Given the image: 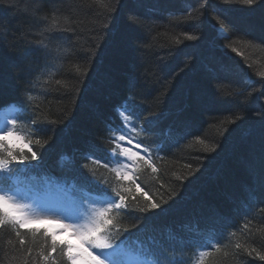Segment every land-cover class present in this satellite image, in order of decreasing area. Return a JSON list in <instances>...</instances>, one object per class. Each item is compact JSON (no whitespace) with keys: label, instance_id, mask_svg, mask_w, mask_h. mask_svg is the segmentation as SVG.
I'll return each instance as SVG.
<instances>
[{"label":"trees","instance_id":"1","mask_svg":"<svg viewBox=\"0 0 264 264\" xmlns=\"http://www.w3.org/2000/svg\"><path fill=\"white\" fill-rule=\"evenodd\" d=\"M117 3L0 0V103L20 115L17 129L42 153L16 179L48 190L50 182L79 188L75 160L90 179L85 163L115 183L82 152L91 141L110 154L106 121L120 122L112 104L133 97L142 115L163 113L160 134L139 137L152 150L156 172L143 161L132 170L147 196L130 181L121 184L137 197L131 208L147 207L146 200L162 207L122 222L130 229L127 243L153 252L159 264H194L199 244L215 237L220 251L208 247L195 264H264L235 247L264 251V204L256 203L264 197V3L245 11L249 6L214 0L203 25V0ZM214 8H229L226 23L251 25L252 35L226 28L228 38H216ZM13 102L27 111L17 113ZM36 139L46 142L43 148ZM22 235L25 245L10 228L0 229V264H40L42 235ZM57 262L67 264L59 256Z\"/></svg>","mask_w":264,"mask_h":264},{"label":"snow or ice","instance_id":"2","mask_svg":"<svg viewBox=\"0 0 264 264\" xmlns=\"http://www.w3.org/2000/svg\"><path fill=\"white\" fill-rule=\"evenodd\" d=\"M222 3H241L249 6L245 11H251L250 6L264 3V0H222ZM213 4L214 0H203V3H200L201 25L205 22L203 17L207 15L208 9L213 7ZM111 11H116V9ZM230 11L229 8H214V18L219 25L215 28L216 38L227 39L226 28H230L232 31H242L243 35L251 36L253 30L251 25L244 29H237L235 25L226 23ZM105 27L107 28L108 25ZM262 33H264V29H262ZM53 39H63V37L53 36ZM187 39L196 40L197 37L188 35ZM260 39L264 41V34ZM2 47L3 43L0 42V48ZM233 51L236 50L233 49ZM0 60H2V56H0ZM56 83L59 84L61 81L57 80ZM2 94L3 80L0 77V97ZM27 99L30 101L32 97L28 96ZM13 103L20 105L16 110L17 113L27 111L22 102ZM117 106L120 109V122L106 121L109 124L107 130L112 133L110 154L105 153L91 141L85 143L82 152L84 160H91L92 163L113 173L115 183L110 181L107 176H96L95 169H90L85 163L82 167L91 172L92 178L90 179L81 170L78 162L74 160L73 172L79 178L82 187L77 188L75 184L69 186L66 183L50 182V191L56 197V201L48 205L32 200L26 192L13 183L17 173L33 167L30 162L38 161L42 153L38 154L37 151H34L31 147L33 141L24 137L17 129L20 115L9 112L8 106L0 103V229L10 228L15 237L19 238L20 245L26 243L22 230L31 233L33 239L37 235H42L45 243L38 251L40 264H58L57 256L65 259L67 264H159V260L153 262L148 258L150 255H154L153 252H146L142 248H135L127 243L129 237L126 234L130 229L122 222L129 217L143 220L146 217H136V211L147 213L162 206L151 200H146L147 207L131 208L130 199L134 202L137 197L132 194L130 187H123L121 182L130 181L136 185V192L147 196V193L143 192L140 184L137 183L132 170L137 167L140 161H143L153 172H156V168L150 163L152 150L146 147L139 137L142 133L158 136L163 113L142 115L133 97H121L120 100L112 104L113 109ZM101 116H104L103 110H101ZM137 121L140 123L139 127ZM37 123L36 118L31 120L32 125ZM34 131L38 135L42 134L40 128H35ZM52 131L54 133L55 129ZM13 141L17 143H13ZM34 143L43 148L46 142L36 139ZM160 151H164V149L161 148ZM26 200L29 202L26 203ZM163 203L166 204L168 201ZM256 203L264 204V197L259 198ZM245 214L247 215V212ZM31 225L51 226L30 227ZM61 233H67L69 238L57 239ZM8 243L11 244L12 241L9 240ZM218 245V239L209 237L201 242L199 247L208 248L211 246L215 248L216 252H219ZM187 246L185 245V247ZM235 247L249 255L255 253L260 260L264 261V251L243 247L239 243ZM260 247L264 249V242ZM201 255H208V253L202 252ZM224 255L228 256L229 253L225 252ZM233 255H238V253ZM173 264H179V261H174Z\"/></svg>","mask_w":264,"mask_h":264},{"label":"rangeland","instance_id":"3","mask_svg":"<svg viewBox=\"0 0 264 264\" xmlns=\"http://www.w3.org/2000/svg\"><path fill=\"white\" fill-rule=\"evenodd\" d=\"M13 143H17V142L13 141ZM113 166H115V165L113 164ZM28 196L30 197V195H28ZM33 200L39 201L42 204H48V205L53 204L56 201L55 199H53L51 196L47 195L46 193H40L39 198L33 197ZM25 202L27 203L29 201L26 200ZM43 226H51V225H43ZM67 238H69L67 233H61L57 236V239H60V240L67 239ZM202 252H204V249L200 250V253H202Z\"/></svg>","mask_w":264,"mask_h":264},{"label":"bare ground","instance_id":"4","mask_svg":"<svg viewBox=\"0 0 264 264\" xmlns=\"http://www.w3.org/2000/svg\"><path fill=\"white\" fill-rule=\"evenodd\" d=\"M13 108V107H12ZM14 109V108H13ZM19 126V125H18ZM24 126V125H23ZM136 239V238H135ZM193 262V261H192ZM180 264V263H179Z\"/></svg>","mask_w":264,"mask_h":264}]
</instances>
